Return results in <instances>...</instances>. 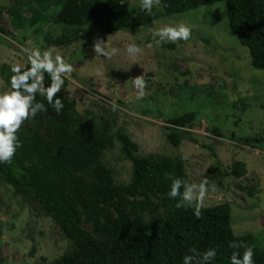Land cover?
Wrapping results in <instances>:
<instances>
[{
	"label": "rangeland",
	"instance_id": "1",
	"mask_svg": "<svg viewBox=\"0 0 264 264\" xmlns=\"http://www.w3.org/2000/svg\"><path fill=\"white\" fill-rule=\"evenodd\" d=\"M124 1L133 14H148L140 10L139 0ZM58 7L57 0H0V91L10 87L1 75L3 64L25 68L33 48L59 53L73 68L63 89L79 114L113 135L125 132L139 145V156H181L188 182L207 181L203 206L229 202L234 233L256 234L259 248L264 250V145L254 148L230 139L232 132L237 137L264 135V69L253 67L249 49L231 34L226 3L164 15L131 30L48 46L47 35L56 38L66 29L56 21ZM13 8L26 18L21 27L14 24ZM160 10L161 0L152 13ZM39 14L44 19L36 20ZM179 23L190 27V38L175 42L174 49L157 46L149 29ZM97 38L108 40L119 54L111 58L95 55ZM130 42L142 48L136 58L125 51ZM140 75L146 81L143 97L132 82ZM191 111L196 118L186 129L190 137L175 147L167 137V119ZM21 127L32 130L42 141L53 133L49 125L30 120ZM215 127L224 137L211 131ZM103 161L116 183L130 182L133 162L118 139L105 150ZM237 161L246 164L243 176L233 173ZM158 202L155 198L152 207L143 211L146 218L161 215L163 209L155 206ZM83 224L95 234L85 219ZM71 248V240L55 220L0 177V264L52 261Z\"/></svg>",
	"mask_w": 264,
	"mask_h": 264
},
{
	"label": "trees",
	"instance_id": "2",
	"mask_svg": "<svg viewBox=\"0 0 264 264\" xmlns=\"http://www.w3.org/2000/svg\"><path fill=\"white\" fill-rule=\"evenodd\" d=\"M161 1L160 12L136 15L128 10L124 0H57L56 21L66 29L56 38L47 35L46 42L48 46H60L94 34L131 30L164 15L221 1L226 3L231 34L249 49L253 67L264 69V0ZM43 8L47 9V5ZM10 13L15 26H23L26 18L22 12L13 8ZM41 19L43 14L36 16V20ZM160 46L174 49L177 45L164 42ZM29 67L30 64L23 69ZM1 75L10 86L11 67L3 64ZM49 83L50 77L45 73L44 84ZM57 95L64 104L60 114L48 107L47 112L29 119L49 125L52 136L42 141L35 132L21 127L17 135L22 147L10 164L0 165L1 179L37 203L72 242L71 250L57 259L32 264H182L190 247H215V264H230V245L241 241L254 247L256 264H264L258 236L252 232L234 233L229 202L203 206L199 218L193 207L175 206L179 198L168 196L172 179H188L181 156H139V145L125 132L113 135L93 119L79 114L63 87ZM36 99L47 105L43 97L37 95ZM195 118L196 113L191 111L167 119V137L173 146L178 147L190 137L186 129ZM211 131L224 137L217 127ZM116 139L133 162L129 183H116L113 171L103 161L105 150ZM230 139L254 148L264 145V135L237 137L232 132ZM246 171L244 161L233 166V173L238 176ZM155 198L159 199L155 206L163 211L148 219L143 211L152 207ZM83 219L91 224L95 234L85 227Z\"/></svg>",
	"mask_w": 264,
	"mask_h": 264
},
{
	"label": "clouds",
	"instance_id": "3",
	"mask_svg": "<svg viewBox=\"0 0 264 264\" xmlns=\"http://www.w3.org/2000/svg\"><path fill=\"white\" fill-rule=\"evenodd\" d=\"M123 3V0H121ZM160 4V0H139L140 10L152 13L154 7ZM157 46L164 42L187 41L190 38V27L184 23L176 25L165 24L157 28L149 29ZM95 55L111 58L119 54V49L112 47L102 39L97 38L93 43ZM125 51L130 58H136L142 53V48L136 42L125 45ZM30 67L23 69L21 65L12 64L10 87L0 91V165L10 164L22 147V141L17 135L22 123L30 118H35L38 113H45L51 107L57 114L64 108L62 99L57 95L65 85L73 72L72 65L63 57L51 50L41 51L33 48L28 53ZM50 77V83L45 86L44 74ZM134 86L139 90L138 96H144L146 81L143 75L132 79ZM37 95L47 101L36 99ZM113 110L118 107L117 102H111ZM207 181L199 184L190 183L181 178H173L168 196L177 199L176 207H193L194 215L199 218L203 207L205 185ZM183 189V191H181ZM233 249L229 257L230 264H256L255 249L241 241L230 245ZM241 249L243 251H241ZM218 250L208 247L206 250L190 247L183 256L182 264H215Z\"/></svg>",
	"mask_w": 264,
	"mask_h": 264
}]
</instances>
